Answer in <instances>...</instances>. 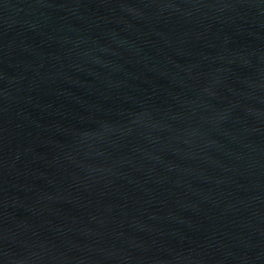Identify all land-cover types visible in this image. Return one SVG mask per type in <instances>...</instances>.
Segmentation results:
<instances>
[{"label":"water","instance_id":"obj_1","mask_svg":"<svg viewBox=\"0 0 264 264\" xmlns=\"http://www.w3.org/2000/svg\"><path fill=\"white\" fill-rule=\"evenodd\" d=\"M0 264H264V0H0Z\"/></svg>","mask_w":264,"mask_h":264}]
</instances>
